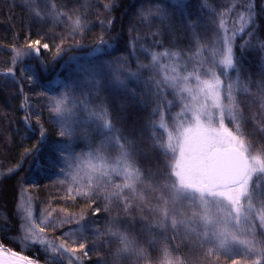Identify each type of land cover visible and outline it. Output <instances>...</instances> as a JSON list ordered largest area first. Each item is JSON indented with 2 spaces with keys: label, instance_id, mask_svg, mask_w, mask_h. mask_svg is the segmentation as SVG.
Segmentation results:
<instances>
[{
  "label": "trees",
  "instance_id": "1",
  "mask_svg": "<svg viewBox=\"0 0 264 264\" xmlns=\"http://www.w3.org/2000/svg\"><path fill=\"white\" fill-rule=\"evenodd\" d=\"M140 3L152 6L160 4L164 18H153L149 24H138L134 12ZM221 11H227L229 34L235 32L234 60L239 63L230 69V73L238 84L242 131L259 149L264 147V132L260 131L264 128V109L253 101H258V86L264 83V0H0V242L17 253L23 252L13 242L20 228V199L28 192L26 184L37 174L38 166L53 141L54 132L49 117L44 113L34 115L29 111V104L35 102L37 93H43L64 66L74 60L88 57L122 58L129 71L137 72L138 63H146L136 56L139 46L144 56L146 52L147 58H151L152 52H181L211 41L213 37L219 38L223 32L219 29L217 13ZM241 14L248 21L246 24L239 21ZM77 17L84 26L82 33L72 31ZM184 23H187V28ZM241 27L242 32L239 30ZM148 28L150 30L146 31ZM189 31H194L193 39ZM101 38L105 42L102 47ZM36 40L40 41V45L36 46L39 56L29 55L14 62L13 48L30 53L32 50L27 45ZM45 43L49 45L48 49L43 48ZM163 65V60H160L158 66L161 68ZM13 66L14 75H5ZM26 66L36 77L33 82L28 81L22 71ZM155 69L158 70L151 65L140 69L137 78L142 82L135 78L138 82L135 85L138 86L132 83L125 89L99 86L93 98L99 108L107 107L110 123L119 130L107 136H119L125 148L133 153L135 166L142 173V178L156 184L172 169L174 160L169 159L172 156L168 151L152 142L150 124L154 123V117L158 118L159 123L161 121L160 112L154 113L153 109L163 111L166 128L170 129L175 123L173 115L169 116L173 113L166 101L161 104L162 97L153 96L152 90L146 88L151 84L149 77ZM140 86L142 88L138 89ZM245 86L250 88L251 94L242 91ZM165 95L168 101V93ZM106 143L116 148L114 140H107ZM260 175L257 173L252 181H256ZM37 182L39 186L44 185L39 180ZM44 189L51 190L50 185ZM33 193L41 198L49 196L39 188ZM59 195L61 199L56 202L58 207L65 208L71 214L83 215L84 219L92 222L97 219L100 222L101 219L131 237L137 236L135 238L141 239L144 244L146 237L139 232L141 221L135 218L137 211L136 214L133 211L124 214L123 206L118 207L114 199L104 210L103 205L99 207L89 198L68 196L65 192ZM97 208L99 214L93 215ZM145 216L148 217L147 212ZM166 233L173 237L170 228ZM45 235L57 245L62 242L57 239L62 235L57 228L46 229ZM111 244L116 245V242ZM147 244L145 241L144 246ZM107 249L116 252L110 246ZM144 249L147 260L134 263L132 258H122L112 259L110 263L159 264L162 261L158 248ZM179 250L185 262L191 260V263L185 264H221L220 260L209 257L199 258L197 255V260L190 258L187 245L180 246ZM98 254L106 256L102 251ZM23 255L32 258L35 264H69L67 258L58 261L50 258L51 253L45 252L39 245L24 251ZM68 255L75 258L74 264H95L92 260L95 255L84 258L81 253L71 251ZM74 255H79L81 260L78 261ZM261 264H264V260H261Z\"/></svg>",
  "mask_w": 264,
  "mask_h": 264
},
{
  "label": "snow or ice",
  "instance_id": "2",
  "mask_svg": "<svg viewBox=\"0 0 264 264\" xmlns=\"http://www.w3.org/2000/svg\"><path fill=\"white\" fill-rule=\"evenodd\" d=\"M227 11H231L228 9ZM227 11L217 13L219 16V29L223 32L220 37L222 41V50L220 51L219 60H215L216 50L210 49L213 54L214 63L205 71L203 76L199 70L189 71L184 66L183 74H181V66L177 64L171 68V75L168 73L167 65H164L159 71H153L149 79L150 85H146L152 90L153 96L162 97L160 103L165 101L170 107L174 101H167L165 93L172 94L175 101H179L182 105L181 112L178 116H184L185 112H191L190 126L183 128L176 138V143H171L173 137L169 133V143L167 148L171 153L178 151L179 158L175 159L174 168L169 169L163 177L160 178L159 184L148 182L149 191L159 192L156 197L157 203L148 207L147 211L157 217L150 227H154L165 231L171 229L173 237H181L182 240H191L201 248H207L205 256L219 258L221 251L231 252L232 245H239L244 252L259 257L255 260V264H261L264 260V242L257 240L255 225L252 223L254 217L258 216L260 227L264 228V200L260 201L257 207L253 203L255 189L251 186L253 175L255 173L264 174V147L256 149L251 139L245 136L242 131L243 117L240 112V102L237 99L238 84L236 82L228 83L224 88V96L226 102H222L221 86L224 81L222 76H227L228 71L236 67L239 63L234 60L233 39L235 32L229 34L226 27ZM153 13L149 11L144 18ZM156 15L162 19L165 16L163 7L157 4ZM239 21L245 24L244 14L239 16ZM243 31V27L239 29ZM73 32L84 31V26L79 17L73 22ZM101 38L100 47L104 45ZM40 41L36 40L27 45L32 51L30 53L22 52L18 48H13L15 53L14 62L23 59L29 55L39 56ZM44 49H48L47 43L43 44ZM99 50V48H98ZM59 55V50L57 52ZM171 57L178 60L179 52H152L151 66L155 67L160 64V57ZM217 66L220 68V74H217ZM150 65L138 64L137 72H128L129 78H137L140 69L149 68ZM107 68L112 74L113 82L125 87V81L121 79L120 69L113 68V62H107ZM26 69H22L24 71ZM90 75L87 77L89 83H94L99 87L101 78L105 75L104 69L99 66L85 69ZM5 75H14V66L10 67ZM157 76L159 78H157ZM206 77V78H205ZM29 79H36L30 75ZM194 79L193 86L190 81ZM258 101L261 109H264V83L258 86ZM242 91L246 94L250 93V88L245 86ZM185 94L192 101H197L200 96L204 97V102L199 106L185 102ZM51 95V94H49ZM210 101V104L207 103ZM76 101L66 89L59 96H52L49 105L50 111L54 118L61 123L60 136L71 138L74 135V129L65 126V121L70 115H73L71 109L76 107ZM85 114L89 119L98 121L97 128L105 133L114 134L119 130L115 129L109 121V114L106 106H102L95 110H90L86 101H81ZM213 110H218V125L216 123L217 116ZM160 112L161 121L160 128H166L164 123L163 111L153 109V112ZM225 113L234 124V130L226 127ZM79 119H73V124H79ZM175 123V118H174ZM260 131L264 132V128ZM107 140H114L119 146V157L115 159V164L108 163L107 146L104 142L94 151L82 153L80 155H72L61 150L59 160L63 166L71 171L74 183H81L86 177L87 185L81 184V187H87L88 191L77 192V195L89 196L93 195L92 185L102 183L114 186V191L109 193L104 199L110 204L112 198L117 197L123 203V211L130 214L132 210L143 213L145 211L146 196L143 188L145 180L142 173L135 166L133 153L125 148L121 143L119 136L109 135ZM174 159L173 157L169 158ZM112 174L122 178V183H114ZM104 178H107L105 181ZM98 190V189H97ZM134 201L140 203L134 204ZM99 209H95L93 215L99 214ZM51 216V213L48 214ZM83 219V217H81ZM20 233L17 242L24 247L31 245H39L45 252H50V258L55 260L68 259L69 264H74V257L68 255L85 249L86 243L80 242L82 237H78L74 230L62 233L57 239L62 240L60 244H55L41 235L46 229L58 227L56 223L47 220H37L33 217L30 210L25 211L20 216ZM79 223V221H76ZM71 223V220H62L60 224ZM108 235L115 237L121 245L115 253L117 259L122 256H132L137 260H147L146 250L137 244L135 238L130 237L126 232L119 229L108 230ZM264 235V233H262ZM149 243H152L151 241ZM76 245V246H72ZM167 255V250H164ZM87 256L88 252L84 251ZM5 256L18 257L25 264H33V259L23 255V252L17 253L15 250L8 249L0 242V264H6L3 259ZM179 261V258H178ZM12 264H16L15 261ZM233 264H237L233 259Z\"/></svg>",
  "mask_w": 264,
  "mask_h": 264
},
{
  "label": "rangeland",
  "instance_id": "3",
  "mask_svg": "<svg viewBox=\"0 0 264 264\" xmlns=\"http://www.w3.org/2000/svg\"><path fill=\"white\" fill-rule=\"evenodd\" d=\"M156 7L157 6H152L147 3L145 4L140 3V5L135 9L134 12L135 19L137 20L138 24L139 23L149 24L148 22L153 18L160 19L161 17L155 14ZM149 11H151L153 14L148 16L147 19H145L144 15H146ZM184 24L187 28L188 26L187 23ZM145 30L149 31L150 29L148 28ZM167 32L170 31L167 30ZM189 32L193 39L194 31H189ZM210 49L216 50L215 60H219L220 51L222 50V41L220 37L219 38L213 37L211 41L191 47L188 50L179 52L180 56L178 60L172 59L171 57H163V56L160 57V60H163L164 65L168 66L167 71L170 75L172 74L171 68L179 64L181 66V74H183L184 66H186L189 71L199 70L201 75L203 76L205 71L214 63L213 54L212 51H210ZM142 51L143 49L139 46L137 49L138 53H136V56L139 58L138 60L141 59L142 62L143 61L146 62V63H142L144 65H151V58L149 57L147 58L146 52L144 56ZM108 61L113 62L114 69L116 68L120 69L121 79L125 81V87H120L113 82L112 74L109 72L107 68ZM124 63L125 62L122 58L109 60L106 59L105 57H101L98 59L95 58L91 59L88 57L86 59L74 60L71 63H67L62 69L59 76L56 77L55 80L51 82V84L47 85L44 92L37 93V95L35 96V102H31L29 104V111L32 112L34 115L44 113L46 116L49 117V122L51 123L54 133H53V141H51L52 145H50V148L45 153L44 158L41 160L40 165L38 166L37 174L32 176L28 180L29 182L26 184V190L28 191L27 192L28 195L27 193H24V196L20 199L21 215H23L25 211L30 210L33 214V217L37 220V222H40L41 220H47L49 222L56 223L58 225V227L56 228L59 229L61 233H67L69 230H74L76 236L83 238L82 240H78L77 244L80 242L86 243L85 249L80 250L78 248L76 253L77 254L81 253L84 256V258L90 257V255H95V257L94 256L92 257V260L93 262H95V264H112L110 263L112 259H117L115 256L116 252L115 253L110 252V250L107 249V247L110 246L113 250L116 251L121 245L119 244V242L115 237H112L107 233L110 228L113 230H116L118 228L110 227L107 222L101 219L100 222H98V219L94 220L96 223L92 222V220L90 221L84 218L83 220L81 219V217H84L83 215L71 214L69 213V211L64 210L65 208L58 207L56 205V202H58L61 199V196L59 194L63 195L65 192L66 195L68 196L79 197L83 195H77L78 191L80 192L88 191L87 187L84 188L81 187V184L87 185V178L85 177L81 181V183H74L71 176L69 175V172L71 170L68 169L66 166H63V163L62 161L59 160V157L62 154L61 153L62 149L65 152L70 153L72 155H80L82 153L94 151L96 148L100 147L102 142H104L108 150L107 153H105V155L108 157V163L115 164V159L119 157V147H117L116 145V148L114 149L113 147L110 146L111 144L109 145L108 143H106L107 139L105 141V138L107 137L108 133H105L101 129L97 128L98 121L95 119L88 118V116L85 114L82 107L80 106V102L82 100L86 101L90 110H95L99 108L98 105H95L93 98L95 92L98 90L99 87H97L94 83L88 82L87 77L90 74L85 71V69L92 68L93 66H99L104 69L105 75L101 78V83L99 86L107 85L108 87L119 88V89H125L129 87L130 83H132L134 86H138L135 85V83H138L137 80L139 82H142V80L138 78L137 80L133 78H129L128 77L129 70L127 69V66ZM163 66L161 68L159 66H156L158 70L155 69V71H159L160 69L163 68ZM25 69L26 70H24V74L26 75L28 81L33 82V79L32 80L29 79V76L32 75L31 68L29 66H26ZM216 70H217V74L219 75L220 74L219 66H217ZM142 79L145 80L146 78L142 77ZM221 79L224 81V83L221 86L222 102H226V98L224 96V88L228 83H232L235 81L233 80L230 70L228 71V75L222 76ZM190 83L194 86L195 80L192 79ZM142 87L140 86L138 89ZM66 89H69V94L73 99H75L77 105L76 107H73L71 109L73 115H70L65 121V126L67 128L74 129V135H72L71 138L67 136L62 138L60 136L61 123L54 118V115L49 108V105L52 100V96H59ZM168 97H169L168 101H174L173 104L169 107V110L173 114L169 116L171 117L173 115V117L175 118V125L173 127H170V129L169 127L160 128L159 127L160 123L158 118L157 117L153 118L152 116L150 121L153 118L154 123L150 124V134H151L152 142L155 146L160 147L162 150L168 151L172 157L174 156L173 159L174 162L172 165L173 166L172 168H174L175 159H178L179 155H178V151L177 153L173 154L167 148V145L169 143V139H168L169 133H171L173 137L171 143L175 144L176 138L179 136V133L183 131V128L190 126V124L193 123V121L191 120V112H185L184 116H178V114L181 112L182 105L179 103V101H175L174 96L172 94H168ZM185 102L199 106L201 102H204V97L200 96L197 101H192L191 98L188 97L187 94H185ZM207 103L210 104V101H208ZM213 111L216 113L217 116L216 123L218 125V116H219L218 110H213ZM74 118L79 119L81 123L73 124ZM225 125L226 127H229L230 129L234 130V124L231 121V119L227 116V113H225ZM255 175H257V173L253 175V178ZM104 179L105 181L107 180V178ZM112 179L114 183L123 182L122 178L116 176L115 174H112ZM38 180L41 181L44 185L39 186L37 184ZM159 182L160 179L157 180L156 184H159ZM147 184L148 181L145 180V185L140 186L143 188L144 194L146 196L145 211L143 213L137 212L135 218L139 222L141 221L139 232L145 234L146 237L145 241L148 243L145 246L152 249L158 248L160 252V258L162 259V261L159 262V264H185L188 262L191 263L190 259H187L188 261L185 262L186 259L183 260V258L180 256L181 251L180 250L177 251V249H179L180 246H186V245L189 247L191 252L190 258L193 257V259L197 260V258H195L197 255L198 257L200 256L199 258H201V256L203 258L207 257L205 256V252L207 251V248H201L191 240H182L181 239L183 235L182 232H181V237L174 238L172 236L166 235L167 239H165L164 230L155 231L154 227H150L152 222L157 217L150 214L147 211V208L154 206L157 203L156 197H158L160 193L149 191ZM48 185H50L51 190L44 189L45 187H48ZM251 186H253L255 189L253 203L257 207H259L260 201L264 200V174L258 176L256 181L254 182L251 181ZM38 188L39 190L42 189V192L46 191L49 195L48 198H41V196L36 197L35 193L33 192L37 191ZM92 190H93V195L91 197L89 196H83V197L89 198L99 207H102L103 205L102 208L106 210L109 203L104 199V197L115 190L114 186L106 185L104 183L97 185L95 182H93ZM112 199L115 200V203L118 207L119 205L120 207L123 206V203L119 200V198L114 197ZM133 203L136 204L140 202L134 201ZM132 211L136 214L135 210ZM146 212L148 214V217L145 216ZM49 213H51V216L48 215ZM123 213L125 214L124 211ZM104 216L105 213H103V217ZM57 220H61V221L71 220V223L60 224V221ZM76 221H79V223H77ZM252 223L256 226L255 232H256L257 240L264 242V235H262V233H264V228L260 227V220L258 216L253 218ZM20 235L21 233L19 228V233L17 236L13 238V242L18 244L23 252L36 246V245H31L24 247L22 244L18 243L17 239ZM41 235L47 238L45 233H42ZM129 236L131 237V235ZM135 237L137 236H133V238ZM135 239L140 247L146 248L144 246L145 241L144 244H142L141 239H137V238ZM113 241L116 242V245L111 244ZM150 241L152 243H149ZM72 246L74 247L76 245H72ZM165 249L167 250V255L164 254ZM231 249H232L231 252L221 251L218 259L215 256L209 258H213L216 261L220 260L221 264L222 263L233 264V259H236L237 264H251L254 263L257 258H259V257H254L253 254L247 252H244V255H241V252H243L244 250L239 245H232ZM84 251L88 252L87 256L84 255ZM100 251H102L103 254H106V256H100L98 254L100 253ZM195 251H197L196 254L195 253L192 254V252ZM74 256L78 261L81 260L78 257L79 255L78 256L74 255ZM108 258L111 260L108 261ZM122 258H132L131 261L134 263L142 261V259L137 260L135 257L132 256H122L119 259Z\"/></svg>",
  "mask_w": 264,
  "mask_h": 264
},
{
  "label": "water",
  "instance_id": "4",
  "mask_svg": "<svg viewBox=\"0 0 264 264\" xmlns=\"http://www.w3.org/2000/svg\"><path fill=\"white\" fill-rule=\"evenodd\" d=\"M3 259L5 260L6 264H12L13 261H15L16 264H25L24 261H20L19 258H17V257H11L10 258L8 256H5ZM33 264H35V263H33Z\"/></svg>",
  "mask_w": 264,
  "mask_h": 264
}]
</instances>
